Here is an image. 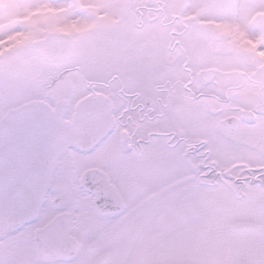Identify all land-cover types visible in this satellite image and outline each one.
Returning <instances> with one entry per match:
<instances>
[{
  "label": "snow or ice",
  "instance_id": "snow-or-ice-1",
  "mask_svg": "<svg viewBox=\"0 0 264 264\" xmlns=\"http://www.w3.org/2000/svg\"><path fill=\"white\" fill-rule=\"evenodd\" d=\"M0 264H264V0H0Z\"/></svg>",
  "mask_w": 264,
  "mask_h": 264
}]
</instances>
